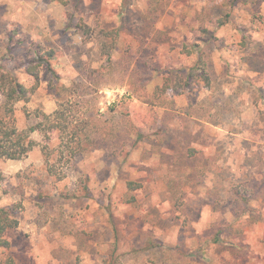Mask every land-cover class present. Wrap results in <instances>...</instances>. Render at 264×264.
I'll list each match as a JSON object with an SVG mask.
<instances>
[{
    "label": "rangeland",
    "instance_id": "obj_1",
    "mask_svg": "<svg viewBox=\"0 0 264 264\" xmlns=\"http://www.w3.org/2000/svg\"><path fill=\"white\" fill-rule=\"evenodd\" d=\"M38 46L28 100L7 114L0 91V118L45 126L0 158V264H264V0H0V70L30 90Z\"/></svg>",
    "mask_w": 264,
    "mask_h": 264
},
{
    "label": "trees",
    "instance_id": "obj_2",
    "mask_svg": "<svg viewBox=\"0 0 264 264\" xmlns=\"http://www.w3.org/2000/svg\"><path fill=\"white\" fill-rule=\"evenodd\" d=\"M230 4H232V2H230ZM229 16L230 14L228 12L225 18H223L224 20L220 19L219 23L224 24L226 21H228L227 18ZM99 38L102 39L101 54L104 57V60L109 63L111 61L112 51L117 43L118 30L116 28H112L110 30H100ZM184 49L188 55L193 53L196 55L195 62L191 66L185 67V69L189 68L187 78H202L206 83H209V74L207 70L208 66L206 59L204 58V51L201 45L199 43L192 45L185 44ZM55 55L54 49L38 46L35 50L34 56L28 57L26 59L24 63L25 71L29 73L35 81V84L32 86L31 90L20 83L11 71L6 69L0 70V91L4 100V112L10 114L12 113V104L20 100H28L29 93L33 92L34 86L38 82V71L40 65L46 64L50 66V61L55 58ZM7 57H12V54H9ZM165 87H168V85L164 86V89ZM60 113L61 112L59 110L54 112L56 119L61 117ZM46 118H48V116L44 115V119ZM8 122V120L0 118V158L19 160L23 158L35 145L34 140L30 138L29 134L35 129L44 130L45 126H43L40 122L34 126H30L27 129L18 131L14 126L8 124ZM57 125H59V122H53L52 126L49 127L52 129L57 127ZM77 152L78 150L71 149L70 156L73 157ZM50 173L55 174L56 172L51 168ZM135 185L133 187H136ZM232 192L236 199L240 198L241 200H245L244 202L246 203H248V200L254 199V197L248 195L246 189L243 191L240 188H235ZM244 192L246 193V196ZM17 223V219L12 215L9 209L0 207V248H9V242L4 237V233L8 229L16 226ZM223 233L225 232L222 230H216L213 240L214 243L222 240L221 235ZM4 264H14V260L9 257ZM103 264L111 263L105 262Z\"/></svg>",
    "mask_w": 264,
    "mask_h": 264
}]
</instances>
